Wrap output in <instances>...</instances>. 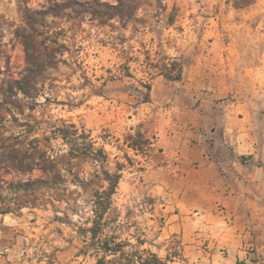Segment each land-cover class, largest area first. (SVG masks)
<instances>
[{
    "label": "rangeland",
    "instance_id": "374dc122",
    "mask_svg": "<svg viewBox=\"0 0 264 264\" xmlns=\"http://www.w3.org/2000/svg\"><path fill=\"white\" fill-rule=\"evenodd\" d=\"M134 1L131 20L101 25L92 13L116 0H0V264H99L93 194L108 186L103 168L120 164L104 235L123 253L105 264H131L143 251L185 264L179 240L162 232L175 206L168 186L182 146L198 130L212 136L211 114L223 117V137L254 136L264 166V0L246 9L230 0ZM167 61L182 64L181 82L160 75ZM29 69L26 97L18 83ZM141 83L152 85L150 103L139 100ZM63 124L86 131L107 163L70 156L53 134ZM139 130L155 138L146 155L125 145Z\"/></svg>",
    "mask_w": 264,
    "mask_h": 264
},
{
    "label": "crops",
    "instance_id": "0c3cea01",
    "mask_svg": "<svg viewBox=\"0 0 264 264\" xmlns=\"http://www.w3.org/2000/svg\"><path fill=\"white\" fill-rule=\"evenodd\" d=\"M226 117L234 119L231 113ZM208 119L212 136L198 130L197 142L182 146L186 156L168 186L175 206L165 209L162 232L179 240L185 264H264L261 148L254 136L239 130L223 137L220 114Z\"/></svg>",
    "mask_w": 264,
    "mask_h": 264
},
{
    "label": "trees",
    "instance_id": "16d2710c",
    "mask_svg": "<svg viewBox=\"0 0 264 264\" xmlns=\"http://www.w3.org/2000/svg\"><path fill=\"white\" fill-rule=\"evenodd\" d=\"M118 2L115 6H107L110 10L94 11L92 16L96 17L101 25H106L109 21L131 20L132 14L135 13L136 7L134 6V0H116ZM230 3L235 9H246L256 3V0H230ZM104 6V5H103ZM28 60L30 53L28 51ZM160 67V75L170 82H181L183 78V66L178 61H167ZM34 70L29 69L22 81L18 83V90L24 96L29 97L31 95L32 75ZM129 76V75H128ZM141 87L144 89L140 102L147 104L151 102V83H141ZM57 139L62 140L70 149L69 155L74 157H82L89 159L92 163H107L108 155L104 148H97V141L91 139V136L86 134V131H80L75 124H63L62 127H57L53 132ZM155 138L147 137L146 133L141 130L136 134H129L126 136L125 145L128 149L132 150L136 154L139 152L144 155L151 153L155 148L153 142ZM243 162L248 159L243 158ZM125 168L124 164H120L117 172L111 173L106 167L103 168V173L100 179L108 184L103 190H95L92 199V212L93 219L91 220L92 227L89 229L91 233V240L94 244V248L103 253V257L99 259V264H105L108 256H116L123 253V246L115 243V237H108L104 235V231L108 226V222L105 221L106 216L112 210L114 206V197L117 194V190L122 179L121 172ZM164 227V226H163ZM162 227V228H163ZM104 236V237H103ZM140 245H145V240H139ZM144 255L137 256L136 261L131 264H163V260L158 255L151 253L150 251H143ZM169 260V257L167 258Z\"/></svg>",
    "mask_w": 264,
    "mask_h": 264
}]
</instances>
